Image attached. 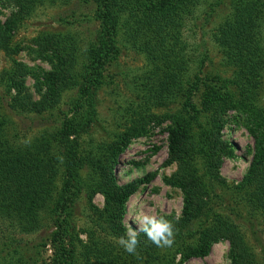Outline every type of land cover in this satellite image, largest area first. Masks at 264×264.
Segmentation results:
<instances>
[{
	"label": "rangeland",
	"instance_id": "374dc122",
	"mask_svg": "<svg viewBox=\"0 0 264 264\" xmlns=\"http://www.w3.org/2000/svg\"><path fill=\"white\" fill-rule=\"evenodd\" d=\"M128 1L130 9L145 5L147 13L154 16L168 3L179 15V26L173 30L178 41L171 42L173 49L168 57L171 65L164 68L154 57L153 44L148 43L152 40L150 33L143 38L133 37L129 29L131 20L124 15L113 41L118 54L104 66L94 95L93 115H88L89 108L80 93L99 27L92 0H55L37 5L27 17L16 22L8 32L4 48H0V151L21 154L39 146L57 170L52 199L37 212V230L20 233L0 219V264H69L60 245L53 244L50 237L56 229L53 206L63 182L58 141L65 121L76 126L83 124L86 116L91 124L85 132L84 125L78 132L77 151L81 156L111 168L118 186L147 174L154 176L126 203L125 237L128 224L138 230L137 213L162 216L172 223L181 216L183 195L168 184L178 163L166 164L168 128L174 122H181L189 138L199 146L202 130H214L219 117L223 121L221 139L232 145V153L218 158L217 174L221 181L207 174V162L197 153L184 160L183 164L204 185L207 218L198 221L181 240H174L171 247L160 248L152 243L149 257L143 251L137 261L92 211L86 191H91L88 187L97 179L90 168L83 170L85 188L71 221L73 240L65 246L67 250L74 249V264H83L79 253L90 242V234L92 240L104 243L102 247L125 258L119 264H126L125 260L127 264H230L227 241L213 244L204 257H184L196 247L199 229L216 218L232 220L255 262L264 264V212L253 201L260 184L245 179L255 153L254 133L262 138L264 147V25L260 28L261 45L252 56L257 72L247 75L243 70L246 62L231 58L228 49L217 41L219 29L237 14L238 0H193L191 13L190 0ZM256 2L264 24V0ZM13 11L0 6V26ZM51 36L67 38L71 43L75 54L74 83L62 92L54 107L43 113H15L10 105L16 91L8 75L18 74V66L25 67L24 89L33 101H39L47 92L43 76L54 64L51 55L42 50ZM254 122L261 125L257 133ZM91 205L101 211L103 196L95 193Z\"/></svg>",
	"mask_w": 264,
	"mask_h": 264
},
{
	"label": "trees",
	"instance_id": "16d2710c",
	"mask_svg": "<svg viewBox=\"0 0 264 264\" xmlns=\"http://www.w3.org/2000/svg\"><path fill=\"white\" fill-rule=\"evenodd\" d=\"M50 1L55 0H0V6L11 7L14 10L0 26V48H4L8 32L15 27L17 21L27 17L37 5ZM92 2L96 7L95 18L99 27L80 83L81 98L89 108L88 115H93L94 95L100 84L104 66L108 60L118 54L113 41L124 15L129 16L127 19L131 20L129 29L135 39L143 38L150 33L152 40L150 39L148 43L153 44L152 53L156 54L154 57L161 61L164 68L171 65L168 57L173 48L170 45L172 41H178V37L173 35V30H177L179 26L177 21L179 15L170 6L168 7V3L159 8V12L154 16L147 13L145 5H136L134 9L137 10L133 11L134 9L128 6V0H92ZM193 4L194 1L190 0V13ZM238 5L234 18L219 29L217 41L228 49L231 58L246 62L243 67L244 74L252 75L257 72L252 56L261 45L260 28L264 25L261 22L262 13L256 0H238ZM42 50L51 55L54 64L51 71L43 76L47 92L39 101H33L24 89L22 75H25V67L18 66L20 70L18 74L8 75L11 86L16 91L10 105L15 113H43L54 107L62 92L74 83L75 54L67 38L48 37ZM259 64L262 65L263 60L262 64L261 62ZM216 121L217 127L214 130H202L199 135V146L189 138L181 122L176 121L168 128L170 143L166 164L178 163V169L168 180V184L177 187L183 195L181 216L173 222L175 241L188 235L202 218H207V214L204 213V185L192 170L183 164L184 160L197 153L207 162V174L213 180L221 181L217 174L218 158L232 153V145L221 139L223 121L219 117ZM90 124L91 119L87 116L83 124L79 122L76 126L65 121L58 141L63 166V182L53 206V223L56 229L50 237L53 244L60 245L61 252L65 254L69 264H74L75 261L74 249H66L67 243L73 240L71 221L76 214L77 200L85 188L81 172L87 168L92 170L97 180L88 187L91 191H86L88 203L109 233L119 238L125 236L123 219L128 199L141 185L149 183L154 177L153 174H147L143 178L118 186L111 168L81 156L77 151L78 132L83 125L85 132ZM253 126H256V133L261 129V125L257 122H254ZM254 136L255 153L245 179L248 183L260 184L253 201L256 207L264 212V147L262 138L255 133ZM36 148L37 150L31 148L24 153L12 155L0 151V219L12 224L18 232L24 234L33 233L38 229L37 212L51 201L53 183L57 175L53 162L44 157L46 152L44 150L41 152L39 146ZM38 155L42 156L38 158ZM95 193H100L104 198L101 211L91 205ZM89 239L90 242L84 244L79 253L83 264H119L125 259L121 255L114 254L112 249L102 247L104 243L92 240L91 234ZM138 240L139 244L135 252L137 256L130 254L132 259L136 258V261L143 251L149 257L148 251L152 244L143 232L138 235ZM219 241L228 242L230 264H257L246 248L238 226L232 220L222 218H216L209 226L199 229L196 247L187 251L184 257L186 259L204 257L209 254L212 245ZM125 263L127 264L126 260Z\"/></svg>",
	"mask_w": 264,
	"mask_h": 264
},
{
	"label": "clouds",
	"instance_id": "9594fccd",
	"mask_svg": "<svg viewBox=\"0 0 264 264\" xmlns=\"http://www.w3.org/2000/svg\"><path fill=\"white\" fill-rule=\"evenodd\" d=\"M136 222L138 224V230L132 228L128 224V231L125 236L119 238V244L129 254H135L137 246L139 244L138 233L143 232L148 240H150L155 246L171 247L174 243L175 231L174 224L164 218L157 217L156 215H149L147 213H137Z\"/></svg>",
	"mask_w": 264,
	"mask_h": 264
}]
</instances>
